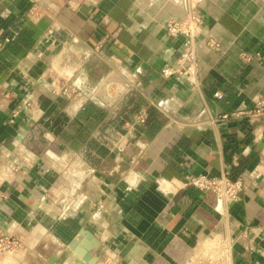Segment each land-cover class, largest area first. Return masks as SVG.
<instances>
[{
  "label": "crops",
  "instance_id": "crops-1",
  "mask_svg": "<svg viewBox=\"0 0 264 264\" xmlns=\"http://www.w3.org/2000/svg\"><path fill=\"white\" fill-rule=\"evenodd\" d=\"M186 9L0 0V264L78 263L85 232L121 264H264V0L201 1L197 72L165 77ZM228 171L229 199L165 186Z\"/></svg>",
  "mask_w": 264,
  "mask_h": 264
},
{
  "label": "built area",
  "instance_id": "built-area-1",
  "mask_svg": "<svg viewBox=\"0 0 264 264\" xmlns=\"http://www.w3.org/2000/svg\"><path fill=\"white\" fill-rule=\"evenodd\" d=\"M203 0H186L187 14L182 19H170L166 23V30L172 37L185 36L187 38V47L180 62L176 66L165 65L161 69V74L165 77L176 73L188 72L189 74L196 73L198 68L196 40L201 31L202 17L197 11L198 4ZM11 37L0 39V51L11 42ZM211 45H217L215 42H210ZM249 58V55H245ZM195 82V81H193ZM77 89L68 87L63 90V93L71 97ZM217 97H222L223 94L216 92ZM260 107H264V100L260 102ZM228 115L225 114L224 117ZM139 119L145 120V112L139 114ZM161 185V183H160ZM165 186L168 190L178 191L182 188L194 187L204 192H209L217 196L219 199L232 198L237 190L243 188L241 178L232 179L231 173L224 172L221 176H209L207 174H188L183 180H168L165 181ZM169 192V191H168ZM23 245L22 240L13 234H3L0 232V253L12 252Z\"/></svg>",
  "mask_w": 264,
  "mask_h": 264
},
{
  "label": "rangeland",
  "instance_id": "rangeland-1",
  "mask_svg": "<svg viewBox=\"0 0 264 264\" xmlns=\"http://www.w3.org/2000/svg\"><path fill=\"white\" fill-rule=\"evenodd\" d=\"M73 250L77 252V254H79L83 250H86L87 252L89 251L92 255H98L94 253L99 250V245L97 244V241L95 240V238L82 235L78 237L73 247ZM78 256L79 258H78L77 264H89L88 262H86L84 258L81 257L80 254ZM99 260H100V255H99ZM99 260L95 264H121V262H117L115 260H109V259H103L100 261Z\"/></svg>",
  "mask_w": 264,
  "mask_h": 264
},
{
  "label": "water",
  "instance_id": "water-1",
  "mask_svg": "<svg viewBox=\"0 0 264 264\" xmlns=\"http://www.w3.org/2000/svg\"><path fill=\"white\" fill-rule=\"evenodd\" d=\"M85 235L88 237H93L92 234H88L87 232H85ZM79 254L84 257L89 264H95L99 260V255H92L89 251L87 252L86 250H83Z\"/></svg>",
  "mask_w": 264,
  "mask_h": 264
},
{
  "label": "trees",
  "instance_id": "trees-1",
  "mask_svg": "<svg viewBox=\"0 0 264 264\" xmlns=\"http://www.w3.org/2000/svg\"><path fill=\"white\" fill-rule=\"evenodd\" d=\"M231 177H232V179H236L237 178L235 174H231Z\"/></svg>",
  "mask_w": 264,
  "mask_h": 264
},
{
  "label": "bare ground",
  "instance_id": "bare-ground-1",
  "mask_svg": "<svg viewBox=\"0 0 264 264\" xmlns=\"http://www.w3.org/2000/svg\"><path fill=\"white\" fill-rule=\"evenodd\" d=\"M82 257V256H81ZM82 258H84V257H82ZM85 259V258H84ZM86 260V259H85ZM86 262H88L87 260H86ZM75 264H77L76 262H75Z\"/></svg>",
  "mask_w": 264,
  "mask_h": 264
}]
</instances>
